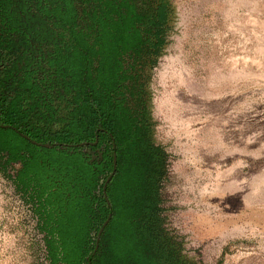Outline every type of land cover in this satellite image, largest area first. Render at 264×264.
Returning a JSON list of instances; mask_svg holds the SVG:
<instances>
[{
	"label": "rangeland",
	"instance_id": "1",
	"mask_svg": "<svg viewBox=\"0 0 264 264\" xmlns=\"http://www.w3.org/2000/svg\"><path fill=\"white\" fill-rule=\"evenodd\" d=\"M168 1L165 45L142 73L166 160L160 235L123 232L119 254L111 235L97 264H264V0ZM14 141L0 130V264H87L109 224L107 144L23 145L13 159Z\"/></svg>",
	"mask_w": 264,
	"mask_h": 264
},
{
	"label": "trees",
	"instance_id": "2",
	"mask_svg": "<svg viewBox=\"0 0 264 264\" xmlns=\"http://www.w3.org/2000/svg\"><path fill=\"white\" fill-rule=\"evenodd\" d=\"M170 15L168 0H0L14 34L0 42V130L15 138L13 159L23 145L107 144L117 166L102 202L106 235L87 264L111 235L116 254L123 232L126 244L160 235L166 160L149 134L142 73L165 45Z\"/></svg>",
	"mask_w": 264,
	"mask_h": 264
},
{
	"label": "flooded vegetation",
	"instance_id": "3",
	"mask_svg": "<svg viewBox=\"0 0 264 264\" xmlns=\"http://www.w3.org/2000/svg\"><path fill=\"white\" fill-rule=\"evenodd\" d=\"M0 25H4V27H5V29H6L7 38H6V37L4 38V37H1V36H0V40H1L0 42H1V43H3V42L5 43V42L11 40V37H12V35H14V34H13V32L10 31V29H9V27H8V25H7L6 22H3L2 20H0Z\"/></svg>",
	"mask_w": 264,
	"mask_h": 264
},
{
	"label": "water",
	"instance_id": "4",
	"mask_svg": "<svg viewBox=\"0 0 264 264\" xmlns=\"http://www.w3.org/2000/svg\"><path fill=\"white\" fill-rule=\"evenodd\" d=\"M47 146H49V145H47ZM113 174H114V173H113ZM109 182H110V179L107 181L106 186L109 184ZM105 194H106V190H105Z\"/></svg>",
	"mask_w": 264,
	"mask_h": 264
}]
</instances>
